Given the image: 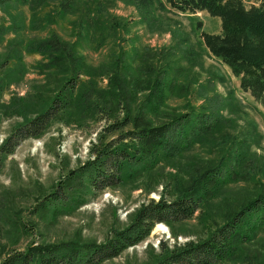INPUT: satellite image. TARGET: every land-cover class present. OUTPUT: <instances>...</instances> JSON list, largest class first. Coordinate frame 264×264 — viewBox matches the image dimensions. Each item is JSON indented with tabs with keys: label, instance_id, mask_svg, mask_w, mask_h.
Listing matches in <instances>:
<instances>
[{
	"label": "trees",
	"instance_id": "1",
	"mask_svg": "<svg viewBox=\"0 0 264 264\" xmlns=\"http://www.w3.org/2000/svg\"><path fill=\"white\" fill-rule=\"evenodd\" d=\"M7 1L0 0V5ZM18 1L27 4L32 0ZM131 3L146 30L170 31L171 43L150 49L135 34L120 36L118 49L109 52L107 61L94 66L79 51L77 41L66 42L54 34L27 43V50L45 57L40 70L59 75V84L49 97L40 98L36 93L30 99L15 98L4 105L25 118L0 143V169L4 158L22 141L42 136L52 122L62 120L67 125L73 119L83 125L102 118L107 123L91 143L88 158L39 199L34 213L51 203L73 204L77 193L85 202L86 194L94 195L129 180L159 179L157 170L170 163L177 166V174L169 173L167 178L174 197L169 199L161 192L158 198H149L134 210L129 223L112 229L102 242L72 239L39 243L32 239L22 250L8 251L0 264H100L142 242L157 223H164L172 235H177L174 228L195 216L201 221L200 237L172 248L160 241L153 264H220L231 256H243L264 232L263 184L252 197L237 200L238 206L233 204L235 197L231 201L234 207L211 218L205 213L212 201L226 200L229 184L248 181L255 174L252 145L259 147L261 139L233 137L228 147L225 142L221 144L215 157L202 160L204 157L192 155L188 162H179L195 145H213L223 126L230 124L222 110L233 105V93L222 97L214 91L215 81L224 82L225 77L208 71L207 78L201 80L202 69H207L203 65L206 50L238 77L242 91L249 92L264 107V0ZM165 10L181 14L205 11L220 19V32L202 30L200 39L194 42L186 31L173 25L176 21L164 14ZM103 25L125 34L130 26L128 20L121 23L112 19ZM13 71L1 77L0 97L10 82L22 78L23 64ZM103 76L107 83L100 87ZM191 95L200 103L187 104L185 111L169 104L174 98L188 102Z\"/></svg>",
	"mask_w": 264,
	"mask_h": 264
},
{
	"label": "rangeland",
	"instance_id": "2",
	"mask_svg": "<svg viewBox=\"0 0 264 264\" xmlns=\"http://www.w3.org/2000/svg\"><path fill=\"white\" fill-rule=\"evenodd\" d=\"M164 14L172 17L176 21L173 25L186 31L194 42L200 39L202 30L220 32V19L205 11L181 14L165 10ZM111 19L121 23L128 20V33L121 29L113 31L103 25ZM54 34L66 42L77 41L79 51L93 66L110 58L109 52L118 49L120 36L135 34L140 37V43L150 49L171 43L170 31L151 33L146 30L131 0H32L27 4L9 0L1 4L0 63L6 65H0V79L7 71L14 72L19 63L23 64L25 71L18 82L12 81L4 88L0 97V143L25 118L11 113L4 105L13 103L15 98L30 99L36 93L40 98L49 97L59 84V75L47 73L46 69L40 70V63L45 61V57L26 47L29 41ZM203 65L207 69H202V81L207 78L208 71L222 74L225 81H215L214 91L222 97L233 93V105L222 110L223 116L230 118V124L223 126L215 136L213 145L197 144L179 162H188L192 155L199 159L204 157L202 160L215 157L221 144L225 142V148L228 147L233 137L257 136L261 139L259 147L252 145V162L257 166L255 174L248 181L229 184L226 200L212 201L207 206L205 213L211 218L229 207L238 206L237 200L252 197L257 193L258 186L264 185V107L249 92L240 89L238 77L208 50L203 55ZM100 80H103L100 87L105 86L107 77L103 76ZM191 98L188 102L183 98L170 99L169 104L179 108V111H185L187 104L200 103L194 102V95ZM71 121L67 125L62 120L52 122L42 136L25 139L13 154L4 158L0 169V262L8 251L22 250L32 239L39 243L72 239L102 242L112 229L129 223L132 213L141 203L149 198H158L161 192L169 199L174 197L172 184L167 178L169 173L177 174V166L170 163L157 170V174L161 175L159 179L148 181L143 177L129 180L94 195L86 194L85 202L77 193L72 198L75 200L73 204L51 203L45 210L34 213L33 207L39 199L51 191L69 170L88 158L91 143L96 141L97 132L107 123L102 118L83 125L75 124L77 122L73 119ZM235 197L233 206L231 201ZM200 223L196 216L185 221L174 228L177 235H172L164 223L166 230L158 229L157 223L142 242L100 264H153L160 252L161 242H166L172 248L188 240H197L199 231H202ZM210 223L215 224L212 220ZM250 248L243 256H231L220 264H247L250 261L264 264V232Z\"/></svg>",
	"mask_w": 264,
	"mask_h": 264
},
{
	"label": "bare ground",
	"instance_id": "3",
	"mask_svg": "<svg viewBox=\"0 0 264 264\" xmlns=\"http://www.w3.org/2000/svg\"><path fill=\"white\" fill-rule=\"evenodd\" d=\"M157 228L161 229V230H166V228H165V226L163 224H159Z\"/></svg>",
	"mask_w": 264,
	"mask_h": 264
}]
</instances>
